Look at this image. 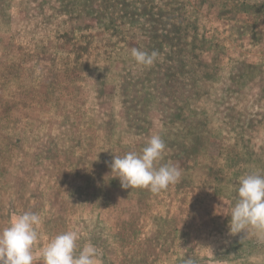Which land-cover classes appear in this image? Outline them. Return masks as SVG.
<instances>
[{
	"label": "rangeland",
	"instance_id": "1",
	"mask_svg": "<svg viewBox=\"0 0 264 264\" xmlns=\"http://www.w3.org/2000/svg\"><path fill=\"white\" fill-rule=\"evenodd\" d=\"M153 134L180 179L121 188L113 156ZM249 172L264 175V0H0V229L40 216L34 264L68 230L97 264H264V237L228 229Z\"/></svg>",
	"mask_w": 264,
	"mask_h": 264
},
{
	"label": "clouds",
	"instance_id": "2",
	"mask_svg": "<svg viewBox=\"0 0 264 264\" xmlns=\"http://www.w3.org/2000/svg\"><path fill=\"white\" fill-rule=\"evenodd\" d=\"M131 56L137 66L148 68L155 63L158 53L133 48ZM165 148L161 136L153 134L142 152L130 151L123 156H113L109 165L113 179H118L123 189H148L153 194L166 190L178 182L182 170L172 163L157 167ZM40 224L39 215L24 212L15 215L7 227L0 229V264H34L33 249ZM250 227L264 237V175L259 172H249L239 178L237 200L228 221L232 235L246 233ZM78 239L75 230L51 238L41 253L43 264H97V249L92 244L84 246L77 254ZM185 264L194 262L189 258Z\"/></svg>",
	"mask_w": 264,
	"mask_h": 264
}]
</instances>
